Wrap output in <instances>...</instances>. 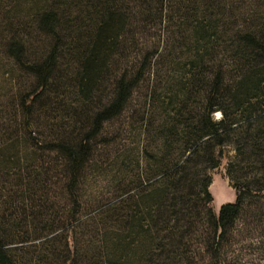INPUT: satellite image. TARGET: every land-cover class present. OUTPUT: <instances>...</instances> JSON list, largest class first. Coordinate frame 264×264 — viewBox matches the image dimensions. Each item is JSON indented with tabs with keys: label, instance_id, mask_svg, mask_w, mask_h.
<instances>
[{
	"label": "trees",
	"instance_id": "trees-1",
	"mask_svg": "<svg viewBox=\"0 0 264 264\" xmlns=\"http://www.w3.org/2000/svg\"><path fill=\"white\" fill-rule=\"evenodd\" d=\"M179 49L180 84L137 119L148 144L91 203L106 124ZM0 57V264H243L238 236H264V0H0ZM225 159L237 200L216 213Z\"/></svg>",
	"mask_w": 264,
	"mask_h": 264
},
{
	"label": "rangeland",
	"instance_id": "rangeland-1",
	"mask_svg": "<svg viewBox=\"0 0 264 264\" xmlns=\"http://www.w3.org/2000/svg\"><path fill=\"white\" fill-rule=\"evenodd\" d=\"M10 6L7 4L3 10L8 11ZM159 35V32H155L149 37L146 35L142 37L146 38L149 43H158L160 41ZM2 58L0 57V59ZM6 62L0 60V111L3 110L8 113L12 108V95L15 87L13 88L14 84L10 80L12 77L9 72L11 68L5 66L4 63ZM186 63V51L175 50L174 56H170L159 70L148 75L147 79L136 90L126 112L121 117L106 124L104 135L99 139L100 145L97 152L100 161L99 168L89 171V180L84 187V194L88 201L94 204L104 203L103 201L115 196L117 187L114 177L118 176L119 172L117 171L124 167V162H122L124 155L129 150L137 151L142 147V144H148L140 136L141 125L137 121L143 116L141 110L147 102V96H155L156 99L161 98L163 101L165 89L180 84L187 71ZM215 117L220 119L221 113L217 112ZM227 162V159L223 160L222 165L212 172L211 192L215 198L213 206L216 213L220 212L224 204L237 200V191L230 185L227 177ZM231 250L237 252V256L239 255L243 259V264H264V236L261 233L252 231V233L240 234Z\"/></svg>",
	"mask_w": 264,
	"mask_h": 264
}]
</instances>
